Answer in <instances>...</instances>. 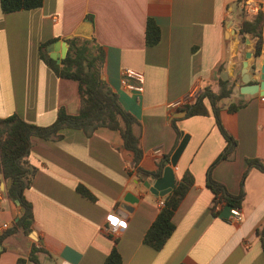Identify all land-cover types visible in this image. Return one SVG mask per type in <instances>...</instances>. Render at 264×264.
<instances>
[{
    "label": "crops",
    "instance_id": "0c3cea01",
    "mask_svg": "<svg viewBox=\"0 0 264 264\" xmlns=\"http://www.w3.org/2000/svg\"><path fill=\"white\" fill-rule=\"evenodd\" d=\"M239 1L43 0L41 7L25 12L0 10V118L15 114L24 122L46 126L59 108L69 115L78 113L76 81L56 77L41 60L40 45L52 41L45 47L50 58L47 47L58 43L50 51L58 55L62 41L89 21L90 38L104 51L105 81L140 124V167L153 171L159 159L170 157L187 135L172 170L175 182L185 171L193 176V185L173 215L174 232L155 251L142 238L164 196L152 195L134 172L129 173L132 156L122 149L117 131L99 128L86 137L81 131L64 129L57 141L32 138L27 160L36 172L24 196L32 207L33 229L29 234L19 230L0 242V264H103L114 239L122 264H264L255 236L264 224V173L248 170L239 223H227L228 206H219L212 216L213 195L205 186V175L225 141L210 104L203 100L206 116L186 117L180 108H167L205 87L218 92L217 82H226L231 93L218 103L219 117L237 145L233 158L218 163L211 177L236 196L246 159L264 165V102L260 101L264 94L241 92L242 87L259 82L264 67V0H253L263 17L259 57L253 55L254 40L236 30L253 18L243 15ZM148 18L160 29V41L152 47L145 45ZM123 70L142 75L141 93L121 89ZM238 102L244 107L229 113L228 106ZM77 186L86 188L95 200L78 194ZM19 211L0 193V235L5 231L2 224L11 226ZM109 215L125 221L115 235L104 230ZM32 246L40 250L35 263L28 259Z\"/></svg>",
    "mask_w": 264,
    "mask_h": 264
},
{
    "label": "trees",
    "instance_id": "16d2710c",
    "mask_svg": "<svg viewBox=\"0 0 264 264\" xmlns=\"http://www.w3.org/2000/svg\"><path fill=\"white\" fill-rule=\"evenodd\" d=\"M43 0H0L1 13H13L27 11L42 6ZM86 19H91L89 16ZM262 22L263 17L258 11L250 21H243L240 27L241 36L247 35L254 40L253 55L259 57L262 50ZM160 41V29L155 22L148 18L145 26V45L155 46ZM46 41L40 45V58L58 78L76 81L79 96V110L75 115H69L63 108L56 110L54 121L46 126H39L24 122L17 115L12 114L0 118V174L4 181L10 179V187L6 190V199L19 209L17 218L0 235V242L7 236L18 232L29 234L33 229V212L31 204L24 196L29 187L32 177L36 172L27 160L29 150L32 146V138L48 141L62 139L61 131L64 129L81 131L86 137L92 136L97 129L106 128L117 131L122 140L123 150L130 152L132 159L129 167L134 172L137 182L153 180L161 176L163 169L169 164V156H163L156 163L153 171H146L140 167L143 152L140 148V124L136 118L126 111L118 99L117 94L106 83L103 75L104 51L95 40L80 39L73 37L66 40L68 49L66 55L59 63L48 57L45 52ZM218 92L210 91L205 87L197 95L180 108L186 117L206 116L208 111L203 103L207 99L214 123L225 146L222 152L214 159L206 170L205 186L211 191L213 197L209 207L212 216L219 212V206L240 208L243 197V182L249 169L254 168L264 173V165L257 159H246L247 169L241 177L239 193L230 195L225 187L211 177L212 169L221 161L233 158L236 149V140L229 136L224 129L220 117L218 103L230 96V87L226 82L218 81ZM244 102L233 103L228 106L227 111L234 113L244 107ZM177 138L180 131L174 122L171 123ZM137 130V131H136ZM193 176L185 171L181 178L175 182L171 192L162 198L163 206L147 227L142 243L155 251L161 250L172 233L175 225L172 222L173 215L178 209L185 195L193 185ZM76 191L89 201H94V196L83 186H77ZM18 202V205L15 204ZM262 252L264 253V224L255 230ZM103 264H122V258L116 248L117 240H113ZM40 250L31 247L28 259L36 262V254ZM21 261H18V264Z\"/></svg>",
    "mask_w": 264,
    "mask_h": 264
},
{
    "label": "water",
    "instance_id": "95a60500",
    "mask_svg": "<svg viewBox=\"0 0 264 264\" xmlns=\"http://www.w3.org/2000/svg\"><path fill=\"white\" fill-rule=\"evenodd\" d=\"M90 33H91V24L89 21H83L74 31L73 33L66 37L62 41V46L60 48V53L53 54L50 53L52 47L56 46L58 47V43H54L53 46L49 45L47 47V51H49V56L52 60H55L56 63H59L61 59H63L66 55L68 44L65 40L70 39L72 37H79L82 39H90ZM246 58H250V54H246ZM247 62L244 63V68L246 70L247 68ZM260 78L259 82L257 84L253 85H246L242 87L241 92L244 94H254L257 91L260 90L261 94H264V67L260 68ZM249 79L244 80V83H248ZM188 141L187 135L182 136L180 141L178 142L176 148L174 149L173 153L169 157V165H167L163 171L160 177L153 179V180H146L142 181V185L154 196L163 197L171 192V190L175 186L174 181V174H173V168L176 166V163L184 150L186 143ZM11 181L10 179L6 180L5 182L2 179V175L0 174V193L4 198H6V190L10 187ZM16 205H18V202H15ZM22 210V209H20Z\"/></svg>",
    "mask_w": 264,
    "mask_h": 264
},
{
    "label": "built area",
    "instance_id": "2783aa9c",
    "mask_svg": "<svg viewBox=\"0 0 264 264\" xmlns=\"http://www.w3.org/2000/svg\"><path fill=\"white\" fill-rule=\"evenodd\" d=\"M239 8L243 12V15L246 17H254L258 12V5L253 0H240L239 1ZM237 32L240 33V27L236 28ZM142 82L143 77L141 74L134 72L132 70H123L120 73L119 84L121 89L130 93H141L142 92ZM196 91L189 94L184 100H179L176 102L169 103L167 105L168 109H179L181 108L187 100L193 99L196 96ZM260 101L264 102V96L260 97ZM155 154L159 153V150L154 151ZM159 207L163 206V201L158 202ZM228 218L227 223H239L242 220V214L238 208L229 207L228 208ZM107 226L105 227V231L109 234L115 235L119 229L125 227V221L120 219L119 217L109 215L106 218ZM3 229H7L8 226L2 224Z\"/></svg>",
    "mask_w": 264,
    "mask_h": 264
}]
</instances>
